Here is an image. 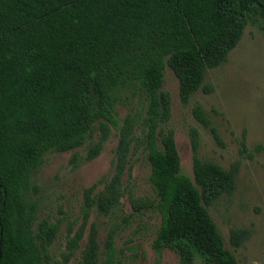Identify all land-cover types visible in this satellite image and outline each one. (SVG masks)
Wrapping results in <instances>:
<instances>
[{
    "label": "trees",
    "instance_id": "obj_1",
    "mask_svg": "<svg viewBox=\"0 0 264 264\" xmlns=\"http://www.w3.org/2000/svg\"><path fill=\"white\" fill-rule=\"evenodd\" d=\"M248 24L264 34V0H0V264L49 263L58 226L46 219L35 225L37 206L29 197L44 155L77 150L97 133L85 157L91 161L116 131L114 174L99 192L95 185L85 189L83 223L55 264L70 261L90 214L108 216L120 203L136 126L155 199H131V206L160 215L153 250L173 251L179 264L196 258L238 264L207 210L233 193L237 165L225 170L200 159L199 134L191 129L193 180L181 172L174 132L163 128L171 101L162 85L167 66L182 105L199 90L210 94L206 73L227 61ZM128 91L144 104L141 120L118 118L116 107ZM192 114L219 142L199 105ZM249 234L231 230V246L240 247ZM104 250L107 264H120L112 235ZM99 257L92 224L76 264H98Z\"/></svg>",
    "mask_w": 264,
    "mask_h": 264
},
{
    "label": "rangeland",
    "instance_id": "obj_2",
    "mask_svg": "<svg viewBox=\"0 0 264 264\" xmlns=\"http://www.w3.org/2000/svg\"><path fill=\"white\" fill-rule=\"evenodd\" d=\"M205 83L213 88L210 94L199 90L187 105H182L178 79L165 67L162 91L170 96L171 117L163 128L174 132L181 172L191 180V129L199 134L200 159L225 170L237 165L233 193L222 196L207 210L225 248L238 264H264V34L258 27L251 24L245 27L227 61L209 70ZM195 105L203 109L217 129L219 142L194 119ZM116 108L120 120L128 114L141 120L145 109L142 100L129 91L122 95ZM97 139L95 133L90 142ZM117 142L118 133L112 130L99 156L91 161L85 159L89 143L71 152H48L33 173L29 197L37 206L35 225L46 219L50 225L58 226L57 236L48 248V264L62 261L68 238L83 223L85 189L95 185V192H99L113 176ZM73 156L75 162L71 161ZM149 174L142 128L136 126L129 164L122 179L120 203L108 216L90 214L78 249L67 264L79 261L92 224L98 230V264H107L104 245L108 235H112L120 264H179L173 251L156 253L152 248L161 225L158 212L151 209L138 213L131 206V199H155ZM233 229L250 231L248 239L238 248H233L229 241ZM194 264L202 262L196 258Z\"/></svg>",
    "mask_w": 264,
    "mask_h": 264
}]
</instances>
